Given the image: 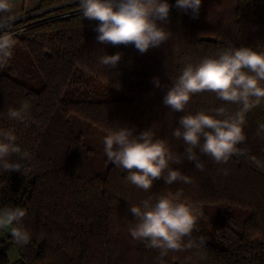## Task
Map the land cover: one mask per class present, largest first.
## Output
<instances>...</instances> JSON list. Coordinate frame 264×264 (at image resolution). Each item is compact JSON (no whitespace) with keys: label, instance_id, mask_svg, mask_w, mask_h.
I'll return each mask as SVG.
<instances>
[{"label":"trees","instance_id":"16d2710c","mask_svg":"<svg viewBox=\"0 0 264 264\" xmlns=\"http://www.w3.org/2000/svg\"><path fill=\"white\" fill-rule=\"evenodd\" d=\"M13 2L19 18L37 13L13 26L23 29L11 60L0 68V128L15 129L17 143L32 158L22 161L24 174H0V208L27 209L23 225L32 240L20 247L10 230H0V264H156L157 250L131 237L135 219L128 209L177 190L194 207L192 238L203 245L169 253L166 264H264V138L257 135L264 102L246 114L247 138L239 147L247 156L216 164L202 155L204 171L185 160L173 167L192 183L158 180L147 192L129 184L127 173L109 160L95 172L96 150L72 122L82 119L105 135L125 126L136 134L151 128L174 153H183V141L172 135L181 116L220 106L234 112L237 106L204 92L192 96L184 112H173L163 104L167 89L156 87L154 78L170 85L186 57L198 63L230 46L264 51V0H202L196 18L167 0L165 26L172 36L144 54L132 45L97 43L93 29L99 22L83 18L79 0ZM117 52L122 58L116 68L99 63ZM24 100L31 103L26 121L10 120L8 109ZM9 247L17 259L9 258Z\"/></svg>","mask_w":264,"mask_h":264},{"label":"clouds","instance_id":"9594fccd","mask_svg":"<svg viewBox=\"0 0 264 264\" xmlns=\"http://www.w3.org/2000/svg\"><path fill=\"white\" fill-rule=\"evenodd\" d=\"M202 0H177L176 8L185 13L191 11L196 18ZM83 18L99 23L93 29L96 41L102 45H132L141 54L151 48H159L168 42L172 32L165 26L169 21L171 5L167 0H79ZM19 12L13 0H0V68L13 56L17 43L14 24ZM122 53L103 55L99 63L106 68H116ZM186 62L180 74L171 79L170 85H161L154 78L156 87L166 88L163 104L173 112H184L192 96L209 92L227 104L236 105L234 112L220 106L210 111L201 110L178 119V127L172 135L182 140L184 151L174 153L168 142L156 137L151 128L136 134L135 127L109 130L103 138L104 153L117 168L123 169L126 181L145 192L154 182L163 180L167 185L192 183L173 165L185 160L195 163L197 171H204L201 156H207L216 164H226L233 157L247 156V150L239 147L246 141L244 127L246 114L264 102V51L250 46L226 47L214 56H205L198 63ZM31 108L28 100L20 107L9 108L10 120L25 122ZM257 135L264 138V123L259 124ZM15 129L0 128V174L17 171L24 174L22 161L30 160L31 153L17 143ZM15 156L18 159L13 160ZM255 160L254 157H252ZM227 174V170H224ZM183 191L149 196L133 204L128 211L135 219L128 231L134 240L155 249L156 264H166L169 253L185 252L203 245L192 238L197 218L191 202L182 199ZM27 209L6 206L0 208V230H10L13 242L27 246L31 232L24 227ZM192 257H185L191 261ZM203 259V257H201Z\"/></svg>","mask_w":264,"mask_h":264},{"label":"rangeland","instance_id":"374dc122","mask_svg":"<svg viewBox=\"0 0 264 264\" xmlns=\"http://www.w3.org/2000/svg\"><path fill=\"white\" fill-rule=\"evenodd\" d=\"M19 20L21 19H17V21ZM20 28L21 30L23 29L22 26ZM72 122L74 124L73 126L75 127V129L77 131L81 130L82 133H84V137L87 143L92 145L93 148L96 150L97 156L93 162V168L95 172L101 173L104 170V167H102L103 163H106L108 161L104 153L103 146V138L105 137V134L99 128L89 125L82 119L72 117ZM5 251L11 260L18 258L17 252L14 247H9Z\"/></svg>","mask_w":264,"mask_h":264},{"label":"water","instance_id":"95a60500","mask_svg":"<svg viewBox=\"0 0 264 264\" xmlns=\"http://www.w3.org/2000/svg\"><path fill=\"white\" fill-rule=\"evenodd\" d=\"M59 6H61V5H59ZM59 6H54V7H52V8H55V7H59ZM52 8H48V9H46V10H49V9H52ZM37 12H35V13H31V14H29V15H27V16H24V17H29V16H32V15H34V14H36ZM24 17H22V18H24ZM22 18H19V19H22ZM201 40H205V41H212V42H214L216 39L214 38V37H210V36H204V37H201L200 38Z\"/></svg>","mask_w":264,"mask_h":264},{"label":"built area","instance_id":"2783aa9c","mask_svg":"<svg viewBox=\"0 0 264 264\" xmlns=\"http://www.w3.org/2000/svg\"><path fill=\"white\" fill-rule=\"evenodd\" d=\"M16 22V21H15ZM16 31V35H21V29H19V30H15Z\"/></svg>","mask_w":264,"mask_h":264},{"label":"crops","instance_id":"0c3cea01","mask_svg":"<svg viewBox=\"0 0 264 264\" xmlns=\"http://www.w3.org/2000/svg\"><path fill=\"white\" fill-rule=\"evenodd\" d=\"M13 1H18V0H13Z\"/></svg>","mask_w":264,"mask_h":264}]
</instances>
